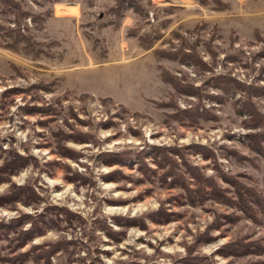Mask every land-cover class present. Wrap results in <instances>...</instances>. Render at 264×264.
I'll return each instance as SVG.
<instances>
[{
	"label": "rangeland",
	"instance_id": "374dc122",
	"mask_svg": "<svg viewBox=\"0 0 264 264\" xmlns=\"http://www.w3.org/2000/svg\"><path fill=\"white\" fill-rule=\"evenodd\" d=\"M12 1L18 9L0 0V168L11 166L0 196L30 190L0 197V222H20L0 232V264H171L208 228L214 239L195 253L210 264H264V121L239 113L248 102L264 117V0H135L118 16L117 0ZM17 28L29 44L7 33ZM221 77L244 88L224 92ZM154 148L190 187L180 153L258 205L246 193L248 213L190 202L161 180ZM101 153L126 157L108 165ZM238 238L244 247L220 253Z\"/></svg>",
	"mask_w": 264,
	"mask_h": 264
},
{
	"label": "trees",
	"instance_id": "16d2710c",
	"mask_svg": "<svg viewBox=\"0 0 264 264\" xmlns=\"http://www.w3.org/2000/svg\"><path fill=\"white\" fill-rule=\"evenodd\" d=\"M1 1L6 3V5L14 8V9H18V4H15L12 0H1ZM49 1L51 3H56V2H61L62 0H49ZM65 1H72V0H65ZM198 1H201V0H198ZM116 4H117L116 8L113 9L111 7L110 11H112L115 16L116 15L118 16V15H120L122 10L133 8L135 6V0H117ZM20 16H22L24 18L25 16H27V13L21 12ZM7 33H9L11 35L14 34L15 39L17 41L23 40L24 43L29 44L28 40L24 39V36L20 33L18 28L16 30L8 29ZM262 54H264V52H262ZM189 56H190L189 54H184L183 55L184 61H188ZM197 65H201V63L199 62ZM202 66H199V67H202ZM221 78H222L223 85H224V86H222L224 92L229 91V88H231V87L235 90H240V89L244 88L240 83L235 82L230 78H226V77H221ZM163 80L166 82L168 81L166 78H164V76H163ZM217 85H220V84L217 83ZM30 109H32V108H30ZM33 109H37V108H33ZM45 111H47V110L44 109L43 112H45ZM247 111H250L251 116H252L251 120L249 121L250 122L249 125H256V124H259V122L264 121V117L260 116L253 109H251V110L249 109L248 102H246L245 106L242 108V110H240L239 113H243V112H247ZM185 115L189 116L192 119V121H195L196 117H197L194 112L193 113H187ZM246 124H248V123H246ZM68 137L69 136H62V134H61L57 138L56 145L60 146V143L68 140L67 139ZM261 138L263 139V135L256 134L255 136H253L252 143L250 144V148L253 149L254 151H257V153H262L261 146H259L260 145L259 142H260ZM253 141H254V143H253ZM68 151L73 152L72 149H69ZM166 151H167V149L164 150L162 148H154L150 152V154H153V155L156 153L162 154V158H160V160H159V165L162 169L161 180H165L167 177H171L172 183H180L181 185H183V187L185 188L187 197H188L190 202L193 201V199H197L199 201H204L205 199H213L216 202L218 201L225 206H230V207H234V206L237 207L238 206L241 208V210L243 212H246V213H248L247 212L248 207H247V204L245 202V198H244L245 194L244 193H246V195H248L250 199H255L256 204L259 202V198L257 196L251 197L254 195V193L251 189L244 187V185H242L241 183H239V182L237 183L235 180L227 178V176L224 175L223 177L227 183H232V182L236 183V184L232 183L234 185L233 194H235L234 196L236 197V199H232L230 196H228V194H226V191L224 189L219 188V186L214 182V179L204 177V175L198 170V168L192 167L185 160L184 154L180 153L182 158H183V161H184L183 162V164H184L183 168L185 169V171L188 174L192 175V177H193V183H194L195 187L194 188L190 187V184L188 183L187 177L180 172L178 165L170 158V156L165 155ZM58 155H60L61 157L66 156L65 154H63L61 152ZM16 157L20 158V156H18V155H16ZM124 157H126V156L123 155V153H118V154H116V153H101L98 158L101 161H103L104 163H107L108 165H116V164H120L123 161ZM140 163H141V168L143 170L146 169L144 164H143V161H140ZM7 165H8V163H5V165L0 168V173H7L8 171H11L10 170L11 166L8 168V170L5 169ZM115 173H116V170L111 171L107 174H104V175H102V177L105 180H109L113 177V174H115ZM229 179H230V181H229ZM207 187L209 188L207 190L208 194H206ZM24 189L26 191L30 190L27 187H11L5 192L4 195H2L0 197L11 198L15 193H17V191H21V193H24ZM8 193L10 194V196ZM160 210L164 211L162 208ZM223 216L227 217L228 215L223 214ZM19 224H20V222H19L18 218L11 219L7 223L0 222V232L1 231H10L11 229L19 226ZM209 227H211V225H209ZM211 229L212 228H208L207 230H205V232L196 235L195 241L192 244H189L186 246L185 255L182 258L172 257L171 264H210L207 261L205 256H201V255L196 254L195 250L201 244L209 242V241L214 239V236H212V234H211ZM23 232H24L23 233L24 235L30 236V232H31L30 229L25 230ZM18 239H20L19 235H18ZM23 239L20 241V243H22L21 245H23L25 243ZM237 240H238V242L237 241L236 242H230V243L224 245L222 248H220L219 249L220 253L225 254L223 252V250L225 248L236 247V250H237L238 247L242 248L246 245L245 243H242L243 240H242V242L239 241V238ZM58 243H52V249L48 252V254L52 253V255H53L56 252L55 250H56ZM240 248H238V249H240Z\"/></svg>",
	"mask_w": 264,
	"mask_h": 264
},
{
	"label": "bare ground",
	"instance_id": "6f19581e",
	"mask_svg": "<svg viewBox=\"0 0 264 264\" xmlns=\"http://www.w3.org/2000/svg\"><path fill=\"white\" fill-rule=\"evenodd\" d=\"M62 12H64V11H60V13H62Z\"/></svg>",
	"mask_w": 264,
	"mask_h": 264
}]
</instances>
